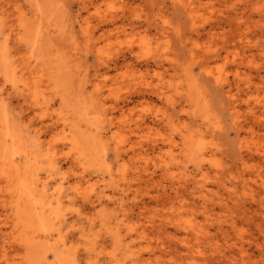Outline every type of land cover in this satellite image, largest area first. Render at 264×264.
<instances>
[{
  "label": "rangeland",
  "instance_id": "1",
  "mask_svg": "<svg viewBox=\"0 0 264 264\" xmlns=\"http://www.w3.org/2000/svg\"><path fill=\"white\" fill-rule=\"evenodd\" d=\"M1 118L0 264H264V0H0Z\"/></svg>",
  "mask_w": 264,
  "mask_h": 264
},
{
  "label": "bare ground",
  "instance_id": "2",
  "mask_svg": "<svg viewBox=\"0 0 264 264\" xmlns=\"http://www.w3.org/2000/svg\"><path fill=\"white\" fill-rule=\"evenodd\" d=\"M249 43V42H248ZM5 53V52H4ZM9 72V71H8ZM10 75V74H9ZM4 116V115H3ZM5 118V117H4ZM0 133L3 135L0 138V167L4 169L3 173L6 175V178L8 180V187H9V196L10 197H16L17 202H16V208H15V216L16 218L22 223L26 222L28 228L31 229V232H38L44 233L45 237L49 236L48 233V227L45 223L46 218L49 216V214H52L53 209H51L49 206L45 205L44 202H42L41 199L33 198V191L32 189L29 188V183H27L28 179L22 178L21 171H19L20 167H18L19 164H15L13 159L11 158L12 156H6L4 153L2 154V150L4 151L6 145L8 146L9 142L15 141V144L17 141H19V137L16 138V135H13L10 132V129H8L7 124L3 118L0 119ZM0 134V135H1ZM19 143V142H18ZM13 144V145H15ZM15 147V146H14ZM21 147V146H20ZM7 148V147H6ZM24 167V166H23ZM1 171V170H0ZM2 173V172H1ZM0 173V174H1ZM24 174V173H23ZM27 176V175H26ZM2 177V176H1ZM27 178V177H26ZM34 178V177H33ZM18 179V180H16ZM35 179V178H34ZM38 179V178H36ZM31 180V179H30ZM39 181V180H38ZM14 183V184H13ZM35 183V182H34ZM41 184V183H40ZM36 185V183H35ZM43 185V183H42ZM41 185V187H42ZM40 186V185H39ZM31 187V186H30ZM34 187V186H33ZM36 187V186H35ZM46 188V186H44ZM42 190V189H41ZM43 192V191H41ZM37 197V196H36ZM14 202V203H15ZM49 202V201H48ZM11 211V210H10ZM55 214V213H54ZM53 215V214H52ZM51 216V215H50ZM57 217V216H56ZM18 226V225H17ZM20 226V224H19ZM23 225H21L22 228ZM33 229V230H32ZM27 230V228H26ZM22 231V230H21ZM25 231V230H24ZM28 231V230H27ZM30 231V230H29ZM33 232V233H34ZM21 233V232H20ZM32 233V234H33ZM37 233V234H38ZM25 233H23L24 236ZM31 234V233H29ZM35 234V233H34ZM36 235V234H35ZM21 236V234H20ZM28 236V235H27ZM30 237V235H29ZM37 237V236H36ZM35 237V238H36ZM42 237V236H40ZM26 238V237H25ZM24 238V239H25ZM33 238V237H32ZM32 238H29L30 242L33 241ZM38 238V237H37ZM36 238V239H37ZM23 239V237H22ZM41 239V238H40ZM46 239V238H45ZM28 240V239H27ZM42 240V239H41ZM21 241V240H20ZM35 241V240H34ZM33 241V242H34ZM38 241V240H37ZM25 243V241H22ZM29 242V241H28ZM27 242V245H29ZM33 243H31L32 245ZM36 245V244H35ZM27 247V246H26ZM30 248V247H29ZM28 249V248H27ZM32 249V248H31ZM30 249V250H31ZM60 257V256H59ZM59 257H57L59 259ZM34 259V258H33ZM33 262V261H32ZM72 262V261H70ZM57 264V263H56ZM59 264H63L62 262H59Z\"/></svg>",
  "mask_w": 264,
  "mask_h": 264
}]
</instances>
